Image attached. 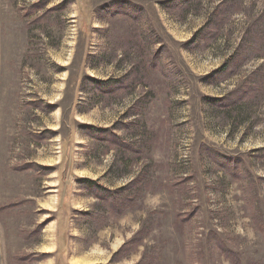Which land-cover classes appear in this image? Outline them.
Segmentation results:
<instances>
[{"label": "rangeland", "instance_id": "obj_1", "mask_svg": "<svg viewBox=\"0 0 264 264\" xmlns=\"http://www.w3.org/2000/svg\"><path fill=\"white\" fill-rule=\"evenodd\" d=\"M226 1L0 0V264H264V0Z\"/></svg>", "mask_w": 264, "mask_h": 264}, {"label": "crops", "instance_id": "obj_2", "mask_svg": "<svg viewBox=\"0 0 264 264\" xmlns=\"http://www.w3.org/2000/svg\"><path fill=\"white\" fill-rule=\"evenodd\" d=\"M192 1H195V0H166V4H169V5H171V4H173L174 5V7L172 6V10H176L178 7H179V5H183L185 2H192ZM228 1V3L230 2V0H227ZM226 1V2H227ZM231 1H233L232 3H231V5H229L228 3L225 5L226 6V8L227 9H229V12H231L232 11V9L233 8H235V6H236V4H234V3H236V2H242L243 0H231ZM135 11H137V13H136V15L135 16H143V17H145V13H144V11L143 10H138V8H137V6H135ZM135 11H131V12H129L128 10H125V8H123V11H121V14L123 15H127L128 17L131 15H133L134 14V12ZM177 11V10H176ZM228 12V13H229ZM142 18V17H141ZM141 18H139V19H141ZM224 19V18H223ZM203 27V26H202ZM201 28V27H200ZM199 28V30L198 31H201V29ZM213 30H216V29H211V34L209 33L208 35H212V34H214V32H213ZM158 50H162V48H160V49H158ZM82 262V260H78V263H81Z\"/></svg>", "mask_w": 264, "mask_h": 264}, {"label": "trees", "instance_id": "obj_3", "mask_svg": "<svg viewBox=\"0 0 264 264\" xmlns=\"http://www.w3.org/2000/svg\"><path fill=\"white\" fill-rule=\"evenodd\" d=\"M221 158H223V159H221V160H224V157H221ZM232 160H233V158H232ZM232 164V161L230 160L229 161V165H231ZM228 164H226L225 166H227ZM233 165V164H232ZM235 165H239L237 162H236V164ZM233 167V166H232ZM234 168V167H233ZM237 167H235V169H236ZM87 180H89V179H87ZM89 183H90V185H91V188H92V182H95V181H88ZM104 190V189H103ZM103 192H105V191H102L101 193H103ZM101 193H99V194H101Z\"/></svg>", "mask_w": 264, "mask_h": 264}]
</instances>
